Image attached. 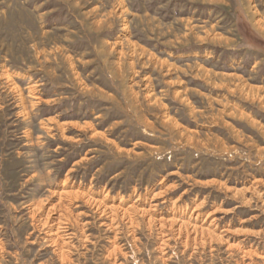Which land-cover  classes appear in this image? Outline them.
Instances as JSON below:
<instances>
[{
	"label": "rangeland",
	"instance_id": "374dc122",
	"mask_svg": "<svg viewBox=\"0 0 264 264\" xmlns=\"http://www.w3.org/2000/svg\"><path fill=\"white\" fill-rule=\"evenodd\" d=\"M62 186L159 218L197 205L224 241L108 229L77 199L60 263L31 209ZM0 246V264H264V0H0Z\"/></svg>",
	"mask_w": 264,
	"mask_h": 264
},
{
	"label": "bare ground",
	"instance_id": "6f19581e",
	"mask_svg": "<svg viewBox=\"0 0 264 264\" xmlns=\"http://www.w3.org/2000/svg\"><path fill=\"white\" fill-rule=\"evenodd\" d=\"M255 90L257 89L255 88ZM255 92L256 91L253 89V94ZM73 124H75V122H73ZM248 188L244 190H247ZM240 191V189L236 190L238 193ZM160 195V192H155L152 196L156 199V197ZM77 199H81L83 202L91 206L94 212L97 213L98 217L102 219V224L108 229H116L121 221L125 222L127 227L132 228L138 223L136 216H139L146 219L149 225L152 224L154 226H158L159 230H163L164 227H168L174 231L179 238L184 237L185 242H183V244L185 245L188 244L189 241H193L194 244L199 241L197 244L200 243L203 245L208 241H224L222 235L215 232V225L217 222L215 217L209 218L206 216L202 223H200V225L198 224L197 220L199 212L196 211L197 205L187 215V209L178 211L176 210L173 202L172 209L174 210L172 211L171 217L159 218L155 213L159 205L156 202H151L148 207L145 208L142 207V204H139L140 202L136 198V203L131 202L125 206L120 204L122 200H120L119 204H115L112 200H109L105 196L102 197V199H97L93 198L90 192L70 189L67 190L65 186H62V188L57 192V199L55 202H37L33 204L31 209L33 215L38 213L36 215L37 230H42L45 233V236H47L45 241L47 245L52 248L60 263H63L65 260L67 261L70 253L69 248L72 237L76 232H74V229L72 228L73 223L77 227L81 226L78 223L79 221H77V216L69 210V207H71L72 203ZM159 232L161 236L160 245H162L161 247L163 248V246L168 243V237L163 231ZM224 232L226 233L227 231L221 230V233ZM84 240H86V238H84ZM116 249L117 247L114 244L110 252H115ZM2 250V246H0V254Z\"/></svg>",
	"mask_w": 264,
	"mask_h": 264
}]
</instances>
